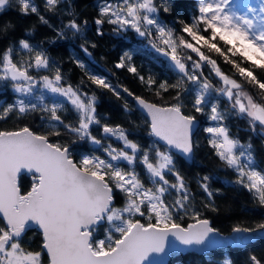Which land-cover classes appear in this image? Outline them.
<instances>
[{"label": "snow or ice", "instance_id": "6c2138e0", "mask_svg": "<svg viewBox=\"0 0 264 264\" xmlns=\"http://www.w3.org/2000/svg\"><path fill=\"white\" fill-rule=\"evenodd\" d=\"M258 152L264 0H0V264H264Z\"/></svg>", "mask_w": 264, "mask_h": 264}, {"label": "trees", "instance_id": "16d2710c", "mask_svg": "<svg viewBox=\"0 0 264 264\" xmlns=\"http://www.w3.org/2000/svg\"><path fill=\"white\" fill-rule=\"evenodd\" d=\"M77 3H79V0H77ZM9 18L16 20L17 19L16 13L14 11H9L6 14V16L3 17V19H9ZM45 31L46 29L41 27L36 35V39L39 40L44 35ZM112 43H115V41L109 42L106 49H101V51H104L106 53L107 59L109 61H112L118 58L121 48L125 46L124 42L121 41L117 44V47L113 49ZM132 43H136L134 34H133ZM66 48H67V45H65L63 48H60L59 51H54L53 54L67 56L68 52ZM136 60L138 64H141V63L144 64L146 68L153 67L154 70L158 72L162 71L161 65L157 63L156 60L154 59V54L137 56ZM93 67L95 68L96 71L100 72L101 74L109 76V78L112 80L113 83H117V82L122 83L132 88L133 91H136L138 93L141 91L139 84L135 82L130 77L129 74L125 73L122 70H119V81H117L116 77H112L110 72L108 71V69L111 67V64L110 63L106 64L105 62L100 61L98 54H97V62L95 65H93ZM145 95L147 94L145 93ZM112 110H114V106L110 104L108 100L106 99L103 100L101 103V111H112ZM258 155L264 157V153L258 152ZM187 168H188L190 175H195L196 172H211L215 176H218L219 179L214 181V184H213L214 187H222L224 183H226V180L231 178L230 173L226 176L222 168H217L214 164H211L207 160H205L203 158V153L200 154V156L197 158L196 161H193L190 164H188ZM193 188H195V184H193ZM229 195H232V193L230 192ZM246 198H247L246 194H240L236 197V201L237 203H239L240 201H243ZM214 254L216 256L221 255L220 252H215ZM230 255L234 257L235 259L239 260L242 254L239 250H233L230 253ZM194 260H199V264H205V260L202 255H198V254L189 255V254H181V253H177L176 255L170 257L168 264H193Z\"/></svg>", "mask_w": 264, "mask_h": 264}, {"label": "water", "instance_id": "95a60500", "mask_svg": "<svg viewBox=\"0 0 264 264\" xmlns=\"http://www.w3.org/2000/svg\"><path fill=\"white\" fill-rule=\"evenodd\" d=\"M161 59H162V58H161ZM190 163H191V162H190ZM190 163H189V164H190ZM183 254H186V253H183ZM198 255H201V254H198ZM167 260H168V262H169V260H170V257H168V258H167Z\"/></svg>", "mask_w": 264, "mask_h": 264}]
</instances>
